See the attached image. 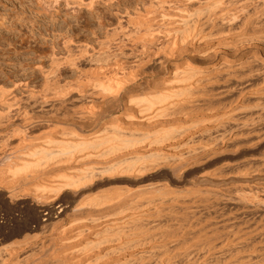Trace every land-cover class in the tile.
<instances>
[{"label":"bare ground","instance_id":"1","mask_svg":"<svg viewBox=\"0 0 264 264\" xmlns=\"http://www.w3.org/2000/svg\"><path fill=\"white\" fill-rule=\"evenodd\" d=\"M36 1L38 2L39 7L42 8L43 11L49 12L53 17L55 16V13L58 12L56 7L61 5V8H62V4H63V7L64 6L66 7L65 9H66L67 14H68L67 16L72 15V17H74L75 22L79 21L81 17H84L86 19V22L90 24V22H92L90 20L94 19L97 14L98 15L102 14V15H100L102 17V19L99 18L100 20H98L97 22L100 21L98 24V28L100 29L101 32H103V36L99 37L100 36L99 35L98 38L96 39L95 43L89 38L84 39V38H81L79 36H78L79 37L78 40H75V37H71L72 34L70 35V33L68 32L70 37L68 36V38H67L64 36L65 37V38H63L64 40H61V41H63V42H61L62 44H60V41L56 40L57 42L55 41L51 44V46H47L50 48V51L48 48H47V50L49 51V53L51 52L50 53L51 54L50 64H47V62H46V64L48 66L41 64L42 62L44 63V60L43 61L41 60L42 61V62H40L41 65L37 64L36 59L34 58L36 64L39 65L37 68L40 71V72L39 71L38 72L42 75L43 85L41 86V88L39 90L37 88V92H36V90L33 89V88H35L34 86L32 88L31 87L28 88L30 83L28 85H27L28 82L25 83L28 86L27 87L28 89H33L31 92H29V95H28L29 97H27L30 100L29 99L28 100L23 99L26 97V95H25V97L23 96V98H22V96H21L20 97L21 99L20 98L18 99L19 95L17 94L18 93L17 91H16V94L18 96L16 94L7 92V90H5V89L4 90L0 89L1 90L0 91V131L11 129L9 127L12 126L17 121H20L22 123V126L25 129V130H22L23 128L21 129L20 125H19V127L15 128V129H11L9 131L10 133L8 131L5 133L0 132L1 135L6 134L5 137H7L8 141H9V139L12 138V136L13 137L16 136L17 131H18V134L20 135L19 138H18V135L16 136V139L18 138L17 140L19 142L17 140L13 141V142H7V143L4 142L5 145L8 146L9 148L11 147V151L14 148L17 151V149H16L17 147H15L14 145L17 146V144L20 142L22 144H25V145L27 142L29 144V145L27 144L26 146L22 145V147L25 146L24 152L22 151L23 149L21 147V144H19L21 147V148H18L21 151V154L19 155L20 157L18 158L17 161L15 160L16 157H15V159L13 158L15 161H13L10 164V166L8 167L7 172H10V173H7V174H12L13 177L18 176L17 174H19V179H21L20 177L23 176V178H22L23 180H20V181L26 182L27 180H29V183H30L29 186L31 185L30 187L32 189H34L35 192L38 191L37 192L38 195H37V197L36 196L35 197L39 199L40 197H38V196L40 194L42 195V198H43L42 203L41 202L39 203V204H41L42 209L39 208V211H40L39 213H41V211H44L45 215L48 217L47 219L51 220V219H53V217L56 218L58 213L61 214V212H64L68 209V204H66V202H64V200H63V198H64L63 196H65V195L63 194V196H62L63 198L61 197L63 191H65L69 187H74L77 185L83 186V184L86 185V183L88 181H90V180L92 181L94 176H95V179L100 178V177H96L98 173H101V175L103 176L104 173L109 174L108 172H111V174H113L112 172H114V173L118 172L115 174L128 173L129 175L134 174L135 177H138L139 175L142 176V175H145L146 173H150L149 171H151L153 169L154 170L157 169V166L159 164L161 165L164 163V165H166V164L168 165V163L173 162V160H175V161L177 160V162H179L182 159L184 160V158L187 159L189 157L188 156L189 153L192 154L191 152L195 151L196 148H193L194 150L192 148H189L190 150L188 149L187 151L178 152L176 150L178 147H175V146H169L168 145V146H166V150H164V148L161 149L159 147H161V146L163 147V144H165V143L167 145V142L169 143L170 141H174L181 134H182L181 135V137H182L183 133L185 134L187 129L190 130L189 126L187 127V125L191 124V122H193V121H191L190 123L188 122V124H184L183 122H177V123L174 122L171 124H166V123L169 120H171V122H173V120H175V119L178 120L181 118V116H182V119H185L183 116H185V115L189 116V113H192L193 111L199 109V107H200L199 104L198 103L195 104V103L198 102L197 99H198V96L201 94V92H202V95H206L205 92L208 91V94L210 96H211V94H210L209 90L213 92V90L210 89L213 85L211 87L209 86L212 83L211 80L213 81V80H217V79L222 78L224 81H229V80L234 79L237 82L248 84L247 82H249L252 78L256 79L255 77H257V76L261 77V75H262V77H263L262 82L264 84V76H263V74H264V60L263 61L259 60V57L262 55V54H259V52L264 51V20L262 19L263 15H264V0H135L136 2L131 1L132 3L128 0L130 4H127V2H128L127 1L126 4H124V5L122 4L123 6L119 5V2L116 3L115 0H36ZM117 1H119V0H117ZM122 1H126V0H122ZM253 1L256 3L257 2H261V3L256 4L254 7V10L248 11L247 6H249V4L251 2L253 3ZM122 3H125V2H122ZM99 4L100 5L102 4L104 7L106 6L108 8L107 10L112 12V16H113V18L111 17L112 20H109L110 17L108 18V20H106L107 18H105V19L103 18V14H104V12H102L103 7L101 8L102 10L98 9L99 12L97 11V8H99ZM253 4H255V3H253ZM239 5H241V8L243 10H244V8H246L244 10L245 12H246V10L248 11L246 13H244V11H243L242 14L238 13L241 15L246 14L245 16L243 15L244 18H242V19L241 18L238 19L237 14H236L237 11L240 12L242 10V9L241 10L237 9ZM249 7H251V6H249ZM239 9H240V7H239ZM250 9H252V7ZM61 10H63V9H61ZM103 11H105V10H103ZM88 15H90V16H88ZM70 19H72V18H70ZM114 19L116 21H113ZM237 19L240 21H238ZM95 20H97V19H95ZM71 21H73V20H71ZM72 23H74V21ZM82 23H83V21H82ZM82 23H80V24H82ZM89 24L88 25L85 24V26H83L81 28H85V27L89 26ZM76 26H77V24H76ZM89 27H91V26H89ZM72 29H73V27H72ZM91 29L92 28H90V29L87 28V30H91ZM78 32H75V33H78ZM92 33L96 34V31H93ZM79 34L80 33H78V35ZM95 34H93V35H95ZM80 35H82V34H80ZM84 36H86V35H84ZM89 36H92V35H89ZM92 38H93V36H92ZM76 39H77V34H76ZM82 39H84V40H82ZM212 41L217 42L218 45L216 47L212 46V48H211V46H207L208 43H211ZM46 44H48V43H46ZM60 45L62 46V48ZM215 48H217L218 50H216ZM60 49H64L66 51V53L63 52V54H66V55L61 57V58H60V54H62L61 53L62 51ZM250 51H252V52H250ZM43 53H45V51H43ZM220 53L222 55V57L220 58V61H218L215 64H213L212 66H209L206 68H205V66H201L196 61H194L195 59H197L196 57H202V58L203 57H210V59L212 58L214 61H216V59H218V57H219L218 54H220ZM41 54H40V56L43 55V54L42 55ZM45 55H47V54L45 53ZM46 57H48V56H46ZM39 59H41V57L38 58L37 60H39ZM212 59H211V61H213ZM197 61L199 62V59ZM48 62H49V60H48ZM83 63H85L86 66H84ZM153 63L154 64L160 63L161 68L162 67L164 68L163 69L164 72L166 70H169V72L166 75H163L164 77L162 76L161 78H158V79L153 78L157 75L158 76L160 75V71H158L159 69L152 68V66L154 65ZM28 65L30 66V64H28ZM34 65H35V63H34ZM160 65L158 64V66H160ZM35 67H36V65H35ZM155 68H158V67L156 66ZM27 69H29V68H27ZM68 70H71V72L68 73V75L71 73V75H72L71 79H68L69 77H65V76H67L66 74L64 75V73ZM36 73H37V71H36ZM217 81H221V80H217ZM62 82H64L65 84H63ZM206 82H208V83L211 82L208 85L210 88L207 87L209 90L207 88H205ZM214 82L216 83V81H214ZM219 83L220 82H218V84ZM224 83L227 84V82H224ZM26 85H25V88H26ZM30 86H32V85L30 84ZM36 87H38V86H36ZM249 87H250L249 85H248V87L246 85L247 89ZM13 88H12V90H13ZM226 88H228V87H226ZM237 88H239V87H236V89ZM242 88H241V90H243ZM256 88H257V86H256ZM8 90H9V88H8ZM75 90H76V92H75L76 96L74 99H76V100H77V98L78 99H89V100H91L90 102H95L96 100H94L92 98L96 97L100 101V102H98L99 105H101L100 103L103 104V103H107V102H108V104H106V105H109L110 104L109 102H114V101H116V99L118 101L119 96H124L125 103L122 99L121 100L123 101L124 105L129 106L128 107L129 113H127L126 116H127V118H130V121H131L129 123L130 125L124 127L122 124H121L122 126L120 124H118V121L122 117L118 118V120L111 118L110 121L105 122V124H104L105 127L101 132L95 133L92 135L80 134V132L77 131L72 126L71 127L66 126L65 123H63L62 121H70L74 125L75 124H80V125L82 124L81 126H83L84 122L86 120L94 121L95 118H97L96 116H98V115L95 116L96 112L93 113L90 111L93 108L95 109L96 105L95 106L93 105L94 107L89 106L90 108L92 107V109L89 110L90 112L89 111L78 112L81 110H78V109L74 110V107L77 106V103L75 104L74 99H73V101H74L75 106H73V108H70V107H72L73 104L70 107H67V106L63 107V106H65V104H68V102H70L71 98L74 96V94H72V93ZM224 90H226V89H224ZM249 90H251V88ZM217 91L219 92V90H217ZM238 91H239V89H238ZM187 92H190V93L188 94ZM218 92H217V94H220ZM243 92H245V91L243 90L242 92L238 93L239 95H237V96L239 97L240 94ZM76 93L78 94L79 97H77ZM214 93L216 94V92H214ZM225 93H227V92H225ZM254 93H256L258 96L264 95V86H262L259 89H256ZM71 94L73 95L72 97L70 96ZM222 94H224V93H221V95ZM213 95H212V97H213ZM203 97L206 100L207 97L206 96H203ZM204 98H202V100ZM22 99L26 100V102L25 101L21 102ZM232 99H234V98H232ZM235 99H238V98H235ZM257 99L259 100V97ZM199 100L202 102L201 99H199ZM221 100H222V98H221ZM226 100L230 102L231 99L228 100L226 98ZM240 100H241V102L242 101L243 102L245 101V103L247 102L243 98H241ZM73 101L71 100V102H73ZM201 102H200V104H201ZM213 102L214 101L212 100V103ZM223 102H225V101H223ZM259 102L261 103V101H259ZM86 103L89 104V101ZM116 103H118V102H116ZM242 103H241V105H242ZM209 104H211V103H209ZM81 105H82V102H81ZM90 105H92V104H90ZM110 105H109V107H110ZM203 105H202V108H207V105H206V107H204ZM215 105H222V104L219 101V103L215 104ZM228 105H229V103H228ZM247 105H246V108H247ZM257 105H258V103H257ZM103 106H105V105H103ZM114 106H116V105H114ZM197 106H199V107H197ZM85 107H87V106H84V108ZM109 107L108 108L104 107V108H106V111H108L107 109H109ZM210 107L213 108L214 105L211 104ZM227 107H230V106H227ZM227 107L226 108L222 107L219 109L223 110V109H227ZM60 108L61 109L64 108L62 110L63 111L65 110L66 112L69 111L70 109H72L70 111L74 110L76 112L70 113V111H69V113L66 114V112L64 111V113H65V114H63L64 116L62 115L63 117H60L61 116L60 115L61 114ZM68 108H70V109H68ZM80 108H81V106H80ZM211 108H210V110H211ZM214 108L218 109V106L217 107L215 106ZM237 108H238V106H237ZM240 108H242V107H240ZM246 108H244V109L247 110ZM248 108H250V107H248ZM31 109L33 111L35 109L36 110H35V112H31L32 111ZM97 109L98 108H96L95 110H97ZM110 109H111V107H110ZM200 109H201V107H200ZM82 110H84V109H82ZM98 110H100V108ZM233 110H235V109H233ZM237 110H239V109H237ZM39 111H41V112L39 113ZM104 111H105V109L102 110V112H104ZM199 113H201V112L199 111ZM211 113H213V112H211ZM98 114H100V113H98ZM258 114H260V113H258ZM195 115H196V113H195ZM126 116H125V118H126ZM188 116H186V117H188ZM237 118H238V116L236 117L235 111L224 112L222 114V116H220L219 118H216L214 121L213 120L211 121V122H213V124L210 127H208V128L205 127L204 129H202L199 137H201V135H204L207 133H210V134H212L211 132L215 133V131H219L222 128L224 129L226 127L225 125L228 124L229 122H232L234 125V122H237L238 120H240L239 119L240 117H239L238 120L236 121ZM251 118H253V117H251ZM158 119H159V121L161 119H165V120L167 119V120H166V122L164 121L165 123L163 122L162 124L161 123L157 124ZM206 119H205V122H207ZM244 119H245V116H244ZM253 119H251V120L249 119L250 122ZM254 120H256V119H254ZM42 121H46V122L49 121V123L51 122V124H54L55 122H57L59 124H54V126H52L51 124H50L51 125L50 126L48 124V126H50V128L46 127L47 131H48L46 134H48V135L43 133L44 136H42V137L40 136L39 138L37 137V139H36V136L34 135L35 134L34 131L36 129H34L33 135H34L35 139L28 138L27 130L32 129L35 126L36 127L41 126L40 125L41 123L39 124V122H42ZM126 121H127V119H126ZM88 122H90V121H88ZM100 122H101V120H100ZM207 123L211 124L210 122H207ZM237 123H235V125H234V127L237 126L236 129L232 127L233 130H231L227 135H225V134L223 135V137L225 139H229L231 137L232 138L239 137V139H240V136L242 138V135L244 136V135L248 134V132H249L248 130H246V131L238 130V128H240L241 124H245V120L242 122L240 121V123H238V124ZM246 123H248V121ZM254 123H256V121H254ZM254 123H252V125ZM195 124H197L196 121H195ZM85 125H86V123H85ZM230 125H232V124L230 123ZM252 125L250 124V126H252ZM84 126H83V128H84ZM244 126H248V125L246 124ZM43 127L44 126H42V128ZM75 127H76V125H75ZM12 128H14V127H12ZM44 130H46V129H44ZM188 130H187V132H189ZM15 131H16V133L14 136ZM30 131H32V130H29V133H31ZM224 132L226 133V131H224ZM41 134H42V132H41ZM207 136H208V134H207ZM209 136H211V135H209ZM212 136H213V134H212ZM217 136L222 137L219 135H217ZM252 136H255V135H252ZM257 137H258V135H257ZM188 138H190V139H188ZM188 138L187 139L190 141V144L191 143L195 144V139H196L195 135H192V137H188ZM212 138H214V137H212ZM209 139H211V138H209ZM237 139L238 138H236V141H237ZM146 140H147V142H146ZM199 140H200V138H199ZM217 140H218V138H217ZM222 140L223 139H221V141ZM232 141H234V140H232ZM24 142H26V143H24ZM214 142H216V141H214ZM247 142H249V141H247ZM247 142H245V143L247 144ZM250 143H251V141H250ZM250 143H248V145ZM187 144L189 145V143H187ZM138 145H139V147H138ZM140 145H142V146H140ZM179 145H181V144H179ZM184 146H182V147H184ZM8 147H7V150L5 149L6 151H8ZM182 147H179V148L182 149ZM131 148H133L135 150L133 152H129L128 154H125V155L122 154L123 156L120 155L121 157L119 156V158H117L115 160L113 159V160L107 162L106 164H103V165H98V164L97 165H91L90 164V165L85 166V167H80V169H77L75 167L74 169H76L77 171L69 169V170L64 172V170L61 168L64 173L63 174L57 173L58 170L60 169V166L64 167V165L69 164L71 162L72 163L76 162V164H77V162H79L82 159H83L82 160V162H83L84 158H88V156L94 155L95 158L99 156V157H101V159L103 156V158L107 159L108 157H110L107 155H109L111 153H113V155H115L114 152L117 153V152H120L123 150L125 151V150L131 149ZM209 148H211V146ZM87 149H88V151L90 150L92 152L88 153ZM133 149H131V151ZM197 149H201V148L199 147ZM15 150H13V151H15ZM202 150H204V149L202 148ZM20 151L18 150V153ZM86 151H87V153L83 154V152H86ZM198 151H200V150H198ZM9 153H11V152H9ZM18 153H16V154L18 155ZM80 153H82L83 155ZM120 153H122V152H120ZM7 154H8V152H7ZM11 154L13 155V153H11ZM14 154H15V152H14ZM193 154H194V152H193ZM195 154H198V152L196 153V151H195ZM14 156H12V157H14ZM60 157L62 159H60ZM190 157H192V156L190 155ZM92 158H94V157H92ZM155 158L159 159L158 160L159 162H157V160L156 161L154 160L157 163H148V161H150V160L153 161V159H155ZM203 158H205V157H203ZM198 159L201 160L200 158H198ZM102 160L104 161V159H102ZM169 160H172V161H169ZM95 161H96V159H95ZM99 162H97V163H99ZM187 162H189V161H187ZM194 162H196V161H194ZM199 162H196V163H199ZM2 163H0V165H2ZM13 163H14V165L11 166ZM79 163H81V162H79ZM4 164H5V162H4ZM192 164H194V163H192ZM192 164H190V167ZM69 165L71 166L72 164H69ZM171 165H173V163L169 164L168 166L172 167ZM201 166H202V164H201ZM66 167H68V166L66 165ZM71 168H73V167H71ZM187 169H189V168L186 167V169H183V170L186 171ZM62 170H59V171H62ZM2 171L4 172V174H6L5 173L6 170L5 171L2 170ZM2 171L0 170V172H2ZM192 171L193 170H191V173H192ZM102 172H103V174H102ZM180 172H181V170H180ZM220 172H221V170H220ZM185 173L187 174V172H185ZM4 174H2V175H4ZM20 174H22V176H20ZM60 174H61V176H60ZM106 174H104V175H106ZM115 174H113V175H115ZM137 174H139V175L136 176ZM177 174H179V173H177ZM205 175H207V174H205ZM2 177H4V176H1L0 178H2ZM59 177H62V180H60ZM151 177H153V176L151 175ZM214 177H216V176H214ZM24 178H26V180ZM19 179L17 178L18 181H19ZM13 181H16V179H13ZM6 182H8V180ZM8 183H10V180ZM20 183H22V182H20ZM15 186H16V184H15ZM160 186H162V185L160 184ZM23 187L25 188V186H23ZM263 187H264L263 183L257 184V188L263 189ZM127 188H128V192L130 193L131 188L130 187H127ZM137 188L133 190L135 192L134 195H132V196L129 195L130 197L125 196L126 198L124 197V199L121 198V199H123V201L120 199L121 201L118 203L114 202L115 203L114 205H113V203H112L113 201H112L111 204L113 206H111L110 202H106V203L110 204L109 205L110 207L106 208V209L105 208L103 209V207H102L105 204L104 205L102 204V206L100 205L102 208H99L100 206L98 208H97V206L96 207L92 206L91 203H90L91 206L85 205L86 202L88 201L87 200L88 198L86 199L87 201L85 202V204L83 202H81L84 205L79 204L80 203L79 202L78 206H76L77 208L75 207L77 210V213L75 212V215H77V220L79 221V223L80 222H81V224L85 223L86 227H79L76 232L74 231L75 233L73 234L72 241H70V242L73 245L74 243H76V241L74 239H77V238L81 239V242H79L78 244H75L73 246L71 245L70 247L68 245L69 248L66 247L67 249L64 250L65 252L64 251L62 252V255H64L63 257L65 259L70 257L73 264H128L129 262L131 263L133 260H135L137 257L145 256V259L146 258L149 259V257L150 258L153 257L152 255H155V254H153L155 252V250L159 249L158 247H161L162 244L163 245L166 244L168 246L167 242L170 241V243H171L172 241L174 242L176 239L179 240L177 236H179L182 233L184 235V232H182V231L189 230V228L195 226V223L193 222V220L189 221V223L187 222L188 224L184 225L183 224L184 219H182L183 222H182V220L180 221L183 224V226L181 223L175 224L176 222L177 223L179 222V221H177V217H178L179 212L175 209L176 208L175 206L184 207L186 205V203L184 205V204H182V202L184 203L186 197L181 201V203L179 202L180 201L178 199L179 197L177 198L179 201L178 200L173 201V202H178V203H174L173 205H171V208H173V209H171L170 212L166 211V212H168L166 214L165 212H162L164 210H163L162 206L160 205L161 202L159 201L160 204L158 203V205H157L156 204L157 202L154 201V200H156V196H157L155 194L158 193L156 191L157 189H154L155 188L154 186H151V185L148 186L147 185L146 187H142L139 189H137ZM158 189H159V187H158ZM166 189H165V191L167 192L168 189L167 190ZM22 190H25V189H22ZM192 190H193V188H192ZM19 193H20V191H19ZM125 193H126V191H125ZM127 193H126V195H127ZM30 194H35V193H30ZM131 194H133V193H131ZM167 194H168V192H167ZM12 195H14V194H12ZM88 195H90V194H88ZM114 195H112V198ZM165 195H166V193H165ZM107 196H108V194H107ZM117 196L118 195L114 196V197H116V199L113 198L115 201L118 200L117 198L119 196L118 197ZM170 196H171V194H170ZM96 197L97 196H95V198ZM121 197H123V196H121ZM180 197H182V196H180ZM194 197H195V195H194ZM197 197H201V196L199 195ZM12 198H13V196H12ZM14 198H15V196H14ZM173 198L176 199L175 196ZM201 198L203 199V197H201ZM196 199L198 200L199 198H196ZM102 200H103V198H102ZM106 200H107V198H106ZM207 200H208V198H207ZM218 200H220V199H218ZM153 201L155 202L156 205H151V203ZM246 201H247V199H246ZM185 202H189V201H185ZM253 202H255V201H253ZM169 203L171 204L172 202L170 201ZM204 204H206V203H204ZM200 205H202V204H200ZM188 206L190 207V205H186L185 207H188ZM217 206H219V205L217 204ZM247 206H246V208H247ZM253 207H255V206L253 205ZM165 208H166V205H165ZM192 208H193V206H192ZM247 209H249V208H247ZM167 210H169V209L167 208ZM190 210L191 209H189V210L187 209V211H190ZM195 210H197V209H195ZM36 211H38V210H36ZM190 212H192V211H190ZM190 212H189V214H190ZM203 213H204V211H203ZM208 213H206V215ZM192 214H194V212ZM195 214H196V212H195ZM216 215H218V214H216ZM193 218H195V217H193ZM205 218H206V216H205ZM37 219H39V218H37ZM47 219H46V222H48L47 224H49L50 220L48 221ZM163 219L166 220L165 223H164ZM173 219L176 222H172ZM73 221L75 222V219ZM202 221H201V223H202ZM241 221H243V220H241ZM263 221H262V223H263ZM43 222H45V221H43ZM260 222H258V224H257V222H256V224L253 222L254 225L252 224L253 226L251 228L248 227L250 225V223L246 222L249 225L247 226V224H246V226L248 228L246 227V229H244L245 227L243 226V224H241L242 222L239 221V224H240V226L243 227V230L240 232L239 231L235 232L232 235H229L227 237V239L230 240L232 238L233 243H234V241H236L240 244H243V243H248L249 240L251 241L252 239H255L254 237L256 235L257 236L258 235L264 236V226H263L264 224L262 225V223H260ZM203 223H205V222H203ZM244 223H245V221H244ZM54 226H55V224H54ZM222 226L224 227L225 225H222ZM51 227H53V226H51ZM225 227H227V226H225ZM239 227H237V228H239ZM242 227H241V229H242ZM231 228L232 227H230V228L228 227V229H231ZM201 229L204 230V227H202ZM191 230H193V229L191 228ZM209 230H210V228H209ZM49 231H51V230L49 229ZM63 231H64V228H63ZM65 231H66V228H65ZM157 231H159V233L161 231L160 241L159 240L157 241V239H159L160 237L156 238V235H158ZM179 231H181V232H179ZM205 231H207V230H205ZM234 231H236V230H234ZM47 232H48V230H47ZM57 232H58V230H57ZM64 233L65 232H63V234ZM89 233H91V235L87 238V235ZM185 233H187V232H185ZM189 233H190V230H189ZM67 234L69 236V234H71V233L69 232ZM209 234H211V233H209ZM222 234H224V233H222ZM190 235H192V232ZM59 236H60V234H59ZM158 236H160V235H158ZM216 236H219V235H216ZM83 237H85V238H83ZM180 237H181V235H180ZM202 237H204V236H202ZM220 237H222V236H220ZM57 238H58V236H57ZM66 238H67V236H66ZM212 238H214V237L209 236L207 238V240L209 239L211 242L208 241L209 244L208 243H207L208 245L205 244V245H207V247L203 246L202 248L197 247L195 245V243H197V242L194 241L192 246L195 245L196 247L192 251H197V252H196V254L194 253L195 255L193 253H191V255L195 256V258L192 259L191 262H188L189 264H211L214 262L215 259L219 258L220 255L224 254L229 249H231V248H229L230 246L228 245L229 247L225 246L224 249L220 250V247L218 248V245L216 244V242H213L216 238L214 240H212ZM261 238H264V237H261ZM78 239H77V241H79ZM188 239H190L189 236H188ZM194 239L195 238H193V240ZM218 239H220V238L218 237ZM218 239H217V241H218ZM43 240L44 241H42V242L40 241L41 246H44V245L46 246V244L48 246V242H50L51 244L53 243L54 237H53L52 241L50 239L48 240V238H47V240H45V239H43ZM62 240H63V238H62ZM73 240H74V243H73ZM199 240H200V238H199ZM221 240H222V238H221ZM229 240H228V242H229ZM196 241H198V240L196 239ZM57 242H59V241H57ZM67 242H69V241L67 240ZM226 242H227V240L223 239V241H221V246H222V244H224ZM260 242H261V240H260ZM175 243H176V241H175ZM198 243H199V241H198ZM251 243H253V242H251ZM59 244H58L59 246L66 245L64 243V241H63V244H62V242ZM132 244H134V245L132 246ZM237 244H235V245L238 247L239 245H237ZM254 244L251 246H248V244H247V248H246V245L244 246V248L241 245L243 249L240 248L238 251H236V249H237V247H236V249H234V251H236L235 253H232L228 258H226L225 261H223V260L218 261V259H217L216 260L217 264H247L246 261L248 260V257H249V262H250L251 261L250 258L252 257V255L256 254V256H257V254L262 253L258 249L257 250L259 252L256 253L257 252L256 246ZM172 245L170 244V247L169 246L166 247L165 251L167 250V248H169L170 250L174 249L173 248L174 243ZM200 245H198V246H200ZM59 246H57V247H59ZM171 246H172V248H171ZM231 246L233 249V244H231ZM258 246H259V244H258ZM23 247H24V245H23ZM134 247H139V248H136V250H134V252L130 251L129 254H125L124 256H119V255H122V253H124V251L125 252H126V250L129 251V249H133ZM226 247L228 248L227 250H226ZM19 248H21V247L19 246ZM64 248H65V246H64ZM146 248H148V249H146ZM163 248H165V247H163ZM197 248H199V249H197ZM200 248H201V250H200ZM261 248H263L262 251H264V246L261 245ZM35 249H34V251H35ZM41 249H42V247L40 248V251H39V249L37 250L38 251V253L36 252L37 254H35L34 251L32 252L33 254H35V257H36V255L39 254V252L40 253L42 252ZM49 249L52 250V247L51 248L49 247ZM95 249H97V252L94 255L89 256V252L91 254V251H93ZM19 250H21V249H19ZM177 250H179V249H177ZM14 251H15V249H14ZM152 251H154V252L151 253ZM192 251H191V249H187V250L183 249V250H180L179 252L171 253V251L167 250L165 253L163 252V255H161L162 254V252H161L160 257L158 259L156 258L157 260L153 264H173L176 257L179 258V256L180 257L186 256L187 254H189ZM10 252H9V254H6L7 256L3 255V257H2V255H0V257H1L0 258V264H9V263L10 264H24V263L27 264L28 263V262L26 263V262L22 261V256H21V260H20V255H22V254H20V255L18 253L13 254V251H12V253H10ZM56 252H57V249H56ZM56 252H53L52 254H50L51 252L50 253L48 252L49 254L48 255L46 254L48 257L47 256H46V258L44 257V260L42 258H40V259L45 264H62L64 258H61L62 255L60 256V253H61L60 251H58V253H56ZM172 252H173V250H172ZM26 253H24L25 256H26ZM45 253H46V251H45ZM93 253H94V251H93ZM1 254H3V253H1ZM41 254L44 255L43 252ZM227 254H228V252H227ZM147 255L149 257H146ZM30 257L34 258L32 254ZM37 257L39 258L40 256L38 255ZM259 257L260 258L262 257V263H263L264 257L262 256V254ZM259 257L257 259H259ZM32 258H30V259H32ZM114 258H117V259H114ZM138 259H136V260H138ZM145 259H143V260H145ZM257 259L255 258L256 262H254L255 260L253 257L254 261L253 260L252 261L254 262V264H256L257 261L259 262L261 260V259H259V260H257ZM67 260H65V261H67ZM21 261H22V263H21ZM68 262H71V261H68ZM145 262L142 264H145ZM150 262H153V259ZM40 263H42V262L40 261ZM133 263H135V262H133ZM146 263H149V262H146ZM65 264H67V263H65ZM251 264H253V263H251Z\"/></svg>","mask_w":264,"mask_h":264},{"label":"rangeland","instance_id":"2","mask_svg":"<svg viewBox=\"0 0 264 264\" xmlns=\"http://www.w3.org/2000/svg\"><path fill=\"white\" fill-rule=\"evenodd\" d=\"M116 1V3L117 2H119V5H121V6H123L124 4H126V2L128 1V0H126V1H122V0H119V1H117V0H115ZM125 2V3H122V2ZM130 2L132 1V2H136L135 0H129ZM129 1L127 2V4H130L129 3ZM131 2V3H132ZM252 3V2H251ZM249 4V6H251L252 7V9H250L251 7H249V6H247V10L249 11V10H254V7H255V5L256 4H260L261 2H254L253 1V3H255V4ZM123 4V5H122ZM102 5V4H101ZM100 4H99V8H97V11L99 12V10L98 9H101L102 7H103V10H105V11H103L102 9V12H104V14H103V18L105 19V18H107L106 20H108V18H109V20H112V18H113V16H112V12L111 11H109V10H107L108 8L105 6H101ZM248 5V4H247ZM101 6V7H100ZM239 7H240V9H239ZM57 8V10H58V12L57 13H55V16L53 17L49 12H47V11H43L42 10V8H40L39 7V4H38V2L36 1V0H0V89L1 90H7V92H9V93H13V94H16V91L18 92L17 94L19 95H17L18 96V99L22 96V98H23V96L25 97V95H26V97L25 98H23V99H26V100H28L29 98H27V97H29L28 95H29V92H31L33 89L34 90H36V92H37V88H38V90L41 88V86L43 85V78H42V75L39 73L40 71L38 70V66L39 65H45V66H48L47 64H50V59H51V52L49 53V51H50V48L49 47H47V46H51V44L53 43V42H55L56 40L57 41H60V44H62L61 42H63V41H61V40H64L63 38H65V37H67L68 38V36L70 37V35H71V37H75V40H78V38L79 37H81V38H84V39H91L94 43H95V41H96V39L98 38V36L99 37H102L103 36V32H101L100 31V29L98 28V24H99V22H97L98 20H100V19H102V17L100 16V15H102V14H97L96 16H95V18L94 19H92V20H90V21H92V22H90V24L89 23H87L86 22V19L84 18V17H81L80 18V20L79 21H77V22H75V20H74V17H72V15H70V16H67L68 14H67V11H66V7L64 6L63 7V4H62V8H61V5L60 6H58V7H56ZM61 9H63V10H61ZM238 10H241L242 8H241V5H239L238 6V8H237ZM246 8H244V10H245ZM61 10V11H60ZM243 9L239 12V11H237L236 12V14H237V17H238V19L239 18H244V16L246 15V14H243V15H241L242 13H243V11H244ZM246 10V12H248ZM64 11V12H63ZM109 11V12H108ZM47 12V13H46ZM245 11H244V13H246ZM49 13V14H48ZM238 13H241V14H238ZM88 16H90V15H88ZM99 16V17H98ZM106 16V17H105ZM68 17V18H67ZM112 17V18H111ZM70 18H72V19H70ZM100 18V19H99ZM69 21H68V20ZM84 19V20H83ZM95 19H97V20H95ZM237 19V20H238ZM263 20H264V15H263V18H262ZM66 22H65V21ZM71 20H73L74 21V23H72L73 21H71ZM64 21V22H63ZM81 21V22H80ZM82 21H83V23H82ZM113 21H116L115 19L113 20ZM238 21H240V20H238ZM62 23V24H61ZM70 23V24H69ZM79 23V24H78ZM80 23H82V24H80ZM97 23V24H96ZM70 26H69V25ZM76 24H77V26H76ZM84 24V25H83ZM85 24L86 25H88L89 24V26H91V27H89V26H87V27H85V28H81V27H83V26H85ZM93 24V25H92ZM66 25V26H65ZM68 27V28H67ZM72 27H73V29H72ZM76 27V28H75ZM87 28L88 29H90V28H92L91 30H87ZM72 29V30H71ZM74 30V31H73ZM80 30V31H79ZM82 30V31H81ZM88 32H87V31ZM101 32H99V31ZM79 31V32H78ZM93 31H96V34L95 33H92ZM99 33H98V32ZM70 33V35H69V33ZM75 32H78V33H80V34H82V35H78V33H75ZM86 34H85V33ZM76 34H77V39H76ZM93 34H95V35H93ZM67 35V36H66ZM84 35H92L93 36V38H92V36H84ZM65 36V37H64ZM79 36V37H78ZM84 39H82V40H84ZM95 39V40H94ZM47 41V42H46ZM56 41V42H57ZM46 43H48V44H46ZM46 44V45H45ZM218 45V43L217 42H215V41H212L211 43H208V45L207 46H211V48H212V46L213 47H216ZM61 46V45H60ZM44 48V49H43ZM47 48L49 49V51L47 50ZM61 48H62V46H61ZM43 49V50H42ZM216 50H218L217 48H215ZM62 52V54H60V58L61 57H63V56H65L66 54H63V52L64 53H66V51L64 50V49H60ZM64 50V51H63ZM40 51V52H39ZM43 51H45V53L47 54V55H45V53H43ZM47 51V52H46ZM250 52H252V51H250ZM261 52V51H260ZM259 52V54H262L260 57H259V60L260 61H263L264 60V51H262L261 53ZM43 56H40V54ZM49 53V54H48ZM37 54V55H36ZM34 55V56H33ZM219 55V57H218V59H216V61H214L212 58V60L213 61H211V59H210V57H196L197 59H195L194 61H196L198 64H200L201 66H205V68L206 67H209V66H212L213 64H215L216 62H218V61H220V58L222 57V55H221V53L220 54H218ZM45 56V57H44ZM46 56H48V57H46ZM29 57V58H28ZM41 57V59H39V60H37L38 58H40ZM212 57V56H211ZM31 58V59H30ZM36 59V62H37V64H39V65H37L36 64V62H35V59ZM232 58V57H231ZM263 58V59H262ZM33 59V60H32ZM199 59V62L197 61ZM44 60V63L42 62V61ZM48 60H49V62H48ZM35 63V65H36V67H35V65H34V63ZM40 62H42L41 64H40ZM46 62H47V64H46ZM202 62V63H201ZM204 62V63H203ZM208 62V63H207ZM26 63V64H25ZM32 63V64H31ZM28 64H30V66L28 65ZM154 64V63H153ZM156 64V63H155ZM153 65L152 66V68H154V69H159L158 71H160V75L158 76H155V77H153V78H155V79H158V78H161L163 75H166L168 72H169V70H166L165 72H164V68L162 67L161 68V65H160V63H158L160 66H158V64H156V65ZM34 65V66H33ZM83 65L84 66H86V64L85 63H83ZM152 65V64H151ZM158 67V68H155V67ZM32 67V68H31ZM34 67V68H33ZM150 67V66H149ZM27 68H29V69H27ZM161 69V70H160ZM36 71H37V73H36ZM39 71V72H38ZM67 72V73H66ZM65 73H64V75L66 74L67 76H65V77H69L68 79H71L72 78V75H71V73L68 75V73L69 72H71V70H68V71H66ZM157 72V71H156ZM73 74V73H72ZM157 74V73H156ZM35 76V77H34ZM263 76H264V74H263ZM164 77V76H163ZM259 77V78H258ZM256 79H254V78H252L249 82H247L248 84H244V83H240V82H237V81H235L234 79L233 80H229V81H224L222 78L221 79H217V80H221V81H217V80H211V84L210 83H208V82H206V87L205 88H210L212 85V87L210 88L211 90H213V92L212 91H210L208 88V90H209V92H210V94H211V96L208 94V91H206L205 92V94L206 95H202V92H201V94L198 96V102H196L195 104H199V106L201 107V109H200V107L199 106H197V107H199V109H197V110H195V111H193L192 113H189V116L188 115H185V116H183L185 119H182V116H181V118L180 119H178V120H173V122H171V120H169V121H167V123L166 124H171V123H177V122H183L184 124H188V122L190 123L191 121H193V122H191V124H189V125H187V127L189 126V128H190V130H188L189 132H187V130H186V132H185V134L183 133V136L181 137V135H179L178 136V138H176L174 141H170L169 143L167 142V145H166V143L165 144H163V147L161 146V147H159V148H164V150H166V146H175V147H182V146H184L185 144L187 145H185L184 147H182V149H176L178 152H182V151H187L189 148H196V153L198 152V154H195V151H193L194 152V154H193V152H191L192 154H190L189 153V157L187 158V159H185L184 158V160L182 159V160H180L179 162H177V160L175 161V160H173V162H170V163H168V165L169 164H172L173 163V165H171L172 167H170V166H168L166 163V165H164V163L163 164H159L158 166H157V169H153V170H151V171H149L150 173H146L145 175H142V176H140L139 174H137L136 176H138V177H135L134 176V174H128V173H119V174H115V173H118V172H112L113 174H115V175H113V174H111V172H108L109 174H106V173H104V174H106V175H104L103 174V172H102V174H103V176L101 175V173H98L97 174V176L96 177H100V178H97V179H95V176H94V178L92 179V181L90 180V181H88L87 183H86V185H84L83 184V186L81 185H77V186H74V187H69V188H67L65 191H63L62 192V195H61V197L63 196V194L65 195V196H63L62 198H63V200H64V202H66V204H68V209L66 210V211H64V212H61V214L60 213H58L57 214V216H56V218H54L53 217V219H47L48 217L45 215V212L44 211H41V213H39L40 211H39V208L40 209H42V207H41V204H39L40 202L42 203V200H43V198H42V195L40 194L38 197H40L39 199L38 198H36L37 197V195H38V191H36L35 192V190L34 189H32L30 186H29V180H27L26 182L25 181H20V180H23L22 178H23V176H22V174H20V176H22V177H20L21 179H19V174H17L18 176H16V177H13V175L12 174H7V173H10V172H7L8 170V167L10 166V164L13 162V161H17L18 160V158L20 157L19 155L21 154V151H20V149H18V148H21L22 147V145H25V144H22L21 142L20 143H16L17 144V146L16 145H14L15 147H17L16 149H17V151L15 150V148L13 149V150H15V151H11V147L9 148L8 146H6L5 145V143H7V142H13V141H16L18 138H19V134H18V131H17V133H16V131L14 132V136H15V133H16V136L18 135V138L16 139V136L15 137H13L12 136V138L11 139H9V141L7 140V137H5L6 136V134H4V135H1V133H0V163H2V165H0V170L2 171V170H6L5 171V173L6 174H4V172L2 171V172H0V177L1 176H4V177H2V178H0V182L2 183H0V252L1 253H3V254H1L0 253V255H2V257H3V255H6V254H9V252L10 253H12V251H13V254H16V253H18L19 255L20 254H22V255H20V260H21V256H22V261H24V262H28L27 264H43L44 262L40 259V258H42L43 260H44V257L46 258V256L50 253V254H52L53 252H56V249H57V252L56 253H58V251H60L61 253H60V256L62 255V252L65 250V249H67V248H69L71 245H72V243L70 242V241H72V237H73V234L77 231V229L79 228V227H86L85 226V223L83 224H81V222L79 223V221L77 220V215H75V212L77 213V210H76V206H78V203L79 204H82V205H84L85 204V202H86V204L85 205H90V203H91V205L92 206H97V208L101 205L102 206V204L104 205V206H102L103 207V209L105 208H109L110 206V204H111V202L113 203V205L115 204V203H118V202H120L121 200L123 201V199H124V197L126 196V197H128L129 195L130 196H132V195H134L135 194V192L133 191L134 189H136L137 187V189H139V188H142V187H146L147 185L148 186H154L155 188L154 189H157L156 191L158 192V193H156L155 195H157L156 196V200H154L155 202H157L156 204L158 205V203L160 204V202H161V206H162V208H163V210L164 211H162V212H165L166 214L168 213V212H166V211H169L170 212V210L171 209H173V208H171V205H173L174 203H178V202H173V201H177L178 199L180 200H178L180 203H181V201L185 198V201H189V202H185L184 201V203L182 202V204H184L185 205V203H186V205H190V207L188 206V207H179V206H175L176 208V210L179 212V214H178V217H177V221H179L178 223L176 222V221H174V219H173V221L172 222H176L175 224H179V223H181L180 221L182 220V219H184V222H183V220H182V222H183V224L184 225H186V224H188L189 223V221H191V220H193V222L195 223V226H193V227H191L193 230H191V228H189V230H190V233H189V230H184V231H182V232H184V235H183V233L182 234H180L181 235V237H180V235L179 236H177L178 237V239L179 240H175L176 241V243H175V241L173 242H171L170 243V241L169 242H167V244H168V246L170 247V244L172 245L173 243H174V249H169V248H167V250H169V251H171V253H175V252H179L180 250H183V249H185V250H187V249H191V251L197 246V247H207V245L209 244L208 243V241L209 242H211L209 239L211 238H209L208 240H207V238L209 237V236H213L214 238H212V240H214L215 238V240L213 241V242H216V244L218 245V248L220 247V250L221 249H224V247L225 246H228L229 248H231L232 249V246H231V244H233V249L231 250V249H229L227 252H228V254H227V252H225L224 254H222V255H220L219 256V258H217L218 259V261L219 260H223V261H225L226 260V258H228L232 253H235L236 251H238L240 248L241 249H243L244 248V246L246 245V248H247V244H248V246H251V245H253L255 242L257 243H255L254 245L256 246V253H258L259 251L260 252H262L261 254H262V256L264 257V251H262L263 250V248H261V245L262 246H264V238H261V237H264V236H261V235H256L254 238L255 239H252L251 241L249 240L248 241V243H243V244H240V243H238V242H236V241H234V243H233V239L231 238L230 240L229 239H227V237L229 236V235H232L233 233H235V232H240V231H242L243 230V227L242 226H240V224H239V221L240 222H242L241 224H243V226L245 227L244 229H246V227L249 225L248 223H246V222H249L250 223V225L248 226V227H252L253 225H254V223L256 224V222H257V224H258V222H260V223H262V221L264 220V187H263V189L262 188H257V184H259V183H263L264 184V95H262V96H258L256 93H254L255 92V90L256 89H259V88H261L262 86H264V84H263V82H262V79H263V77H262V75H261V77L260 76H257V77H255ZM13 80V81H12ZM223 80V81H222ZM214 81H216V83L214 82ZM253 81V82H252ZM26 82H28L27 83V85L30 83L32 86H30V84H29V87L25 84ZM65 82V81H64ZM64 82H62L63 84H65ZM218 82H220L219 84H218ZM224 82H227V84L226 83H224ZM252 82V83H251ZM15 83V84H14ZM237 83V84H236ZM26 85V88H25V85ZM36 84V85H35ZM210 84V85H209ZM230 84V85H229ZM236 84V85H235ZM210 87H209V86ZM215 85V86H214ZM235 85V86H234ZM245 85V86H244ZM246 85H247V87H248V85L250 86L248 89L246 88ZM253 87H252V86ZM19 86V87H18ZM23 88H22V87ZM35 87V88H33V89H28V88H32V87ZM36 86H38V87H36ZM204 86V85H203ZM233 86V87H232ZM256 86H257V88H256ZM5 87V88H4ZM14 87V88H13ZM28 87V88H27ZM217 87V88H216ZM223 87V88H222ZM226 87H228V88H226ZM231 87V88H230ZM236 87H239V88H237L236 89ZM243 87V88H242ZM7 88V89H6ZM8 88H9V90L11 91L12 90V88H13V92L11 91H9L8 90ZM11 88V89H10ZM20 88V89H19ZM213 88V89H212ZM219 88V89H218ZM241 88L245 91V92H243V93H241L240 94V96L238 97L237 95H239L238 93H240V92H242L243 90H241ZM246 88V89H245ZM251 88V90H249ZM253 88V89H252ZM224 89H226V90H224ZM229 91H228V90ZM236 89V90H235ZM238 89H239V91H238ZM255 89V90H254ZM0 90V91H1ZM216 90V91H215ZM217 90H219V92L217 91ZM15 92V93H14ZM75 92H76V90L72 93V94H74V96L71 94L70 96L72 97L71 98V100L73 101V99L75 98ZM214 92H216V94L214 93ZM217 92L218 93H220V94H217ZM225 92H227V93H225ZM247 92V93H246ZM188 94L190 93V92H187ZM221 93H224V94H222L221 95ZM77 94V93H76ZM214 94V95H213ZM256 94V95H255ZM212 95H213V97H212ZM227 97H226V96ZM203 96H206L207 98H206V100H205V98L203 97ZM224 96V97H223ZM230 98H229V97ZM250 96V97H249ZM77 97H79L78 96V94H77ZM228 99V100H230V102L229 101H227L226 100V98ZM247 99H246V98ZM259 97V100L257 99ZM202 98H204L203 100H202ZM221 98H222V100H221ZM232 98H234V99H232ZM235 98H238V99H235ZM241 98H243V99H245L247 102L245 103V101L242 103L241 102ZM249 98V99H248ZM21 99V98H20ZM21 100V102L22 101H25L26 102V100ZM92 99H94V100H96L95 102H90L91 100H89V99H78L77 98V100L76 99H74V101H75V104L77 103V106L76 107H74V110H81V111H78V112H82V111H89L90 109H92V107H94L95 105V109L96 108H100V110H95L94 108L92 109V110H90L91 112H93V113H95L96 112V114H95V116L96 115H98V116H96L97 118H95V120L94 121H92V120H86L85 122H84V125H85V123H86V127L84 126V128H83V126H81L80 124H75L76 125V127H75V125L73 124V123H71L70 121H62L63 123H65V125L66 126H69V127H73V128H75L77 131H79L80 132V134H83V135H92V134H95V133H99V132H101L103 129H104V124H105V122H107V121H110L111 120V118L112 119H116V120H118V118H120V117H122V118H120V120L118 121V124H122L124 127H126V126H129L130 124V118H127V113H129V110H128V107L129 106H126V105H124V103H125V99H124V96H119L118 97V101H117V99H116V101H114V102H109L110 104V107H111V109H110V107H109V105H106V104H108V102L107 103H100L101 105H99L98 104V102H100L99 101V99H97L96 97H94V98H92ZM124 101V103H123V101ZM199 99H201L202 100V102L199 100ZM225 99V100H224ZM262 99V100H261ZM30 100V99H29ZM71 100H70V102H68V104H65V106H63V107H70L72 104V107H70V108H73V106H75V104H74V101L73 102H71ZM82 102V105H81V102ZM84 100V101H83ZM87 100V101H86ZM98 100V101H97ZM212 100L214 101L213 103H212ZM238 102H237V101ZM79 103H78V102ZM89 101V104L88 103H86V102H88ZM219 101H220V103L222 104V105H215V104H218L219 103ZM223 101H225V102H223ZM234 101V102H233ZM259 101H261V103L259 102ZM24 102V103H25ZM29 102V101H28ZM116 102H118V103H116ZM200 102H201V104H200ZM67 103V102H66ZM85 103V104H84ZM209 103H211L212 105H214V107L216 106H218V109L217 108H211L210 106H211V104H209ZM228 103H229V105H228ZM240 103V104H239ZM241 103H242V105H241ZM257 103H258V105H257ZM79 104V105H78ZM90 104H92V105H90ZM204 104V105H203ZM239 104V105H238ZM244 104V105H243ZM248 104V105H247ZM263 104V105H262ZM94 105V106H93ZM98 105V106H97ZM103 105H105V106H103ZM114 105H116V106H114ZM202 105L204 106V107H206V105H207V108H202ZM246 105H247V108H246ZM252 107H251V106ZM257 105V106H256ZM80 106H81V108L82 109H84V110H82L81 108H80ZM83 106V107H82ZM84 106H87V107H85L84 108ZM89 106H92L91 108L89 107ZM101 106V107H100ZM125 106V107H124ZM209 106V107H208ZM227 106H230V107H227ZM237 106H238V108H237ZM244 106V107H243ZM261 106V107H260ZM104 107H106V108H108L109 107V109H107L108 111H106V108H104ZM222 107H224V108H226L227 107V109H219V108H222ZM240 107H242V108H240ZM248 107H250V108H248ZM70 108H68V109H70ZM89 108V109H88ZM105 109V111L104 112H102V110L103 109ZM116 108V109H115ZM210 108H211V110H210ZM239 109V110H237V109ZM244 108H246L247 110H245ZM62 109H64V108H62ZM61 108H60V117H63L64 115L63 114H65L64 113V111L62 110ZM66 109V108H65ZM67 109V110H68ZM87 109V110H86ZM113 109V110H112ZM233 109H235V110H233ZM241 109V110H240ZM244 109V110H243ZM32 110V109H31ZM30 110V111H31ZM36 110V109H35ZM35 110L33 111H31V112H35ZM70 110H72V109H70ZM69 110V111H70ZM70 111V113H72V112H76V111ZM110 110V111H109ZM127 110V111H126ZM206 110V111H205ZM69 111H65L66 112V114L67 113H69ZM89 111V112H90ZM99 111V112H98ZM199 111L201 112V113H199ZM209 111V112H208ZM233 112V111H235V114H236V117L238 116V118L240 119V120H238V118L236 119V121L238 122V123H240V121L242 122V121H244L245 120V124H241V126H240V128H238V130H242V131H246V130H248L249 132H248V134L247 135H242V138H241V136H240V139H239V137H236V138H238L237 139V141H236V138H229V139H225L224 137H223V135L225 134V135H227L231 130H233L232 129V127L233 128H235L236 129V127H234V125H235V123H237V122H234V125H233V123L232 122H229L228 124H226L225 126V128L223 129H221V130H219V131H215V133L214 132H211L212 134H213V136H212V134H210V133H207L208 134V136H207V134H204V135H201V137H199L200 136V132L202 131V129H204L205 127L206 128H208V127H210L212 124H213V122H211L212 120L214 121L216 118H219L220 116H222V114L224 113V112ZM240 111V112H239ZM248 111V112H247ZM41 111H39V113H40ZM100 113V114H98V113ZM102 112V113H101ZM211 112H213V113H211ZM221 112V113H220ZM194 113V114H193ZM195 113H196V115H195ZM253 113V114H252ZM257 113V114H256ZM258 113H260V114H258ZM108 114V115H107ZM193 114V115H192ZM238 114V115H237ZM263 114V115H262ZM63 115V116H62ZM124 115V116H123ZM253 115V116H252ZM113 116V117H112ZM117 116V117H116ZM125 116H126V118H125ZM186 116H188V117H186ZM244 116H245V119H244ZM248 116V117H247ZM257 116V117H256ZM116 117V118H115ZM204 117V118H203ZM209 117V118H208ZM242 117V118H241ZM250 117V118H249ZM251 117H253L254 119H256V120H254L253 118H251ZM263 117V118H262ZM209 120H207V119ZM248 118V119H247ZM263 120H262V119ZM125 119V120H124ZM126 119H127V121H126ZM200 119V120H199ZM205 119H206V121L207 122H210L211 124H208L207 122H205ZM211 119V120H210ZM251 119H253L254 121H256V123H254V121L252 120L251 122H250V120ZM261 119V120H260ZM100 120H101V122H100ZM167 120V119H166ZM166 120L165 119H161L160 121H159V119L157 120L158 122H157V124H162L164 121L166 122ZM196 121V123L197 124H195V121ZM198 120V121H197ZM202 120V121H201ZM259 120V121H258ZM88 121H90V122H88ZM201 121V122H200ZM204 121V122H203ZM248 121V123H246ZM258 121V122H257ZM44 122V123H43ZM46 121H42V122H39V124L41 125V126H35L34 128H32V129H28L27 130V134H28V138H32V139H35V137H34V135L36 136V139H37V137L39 138L40 136L42 137V136H44L43 135V133L44 134H46L48 131H47V128H50V126L52 125V126H54V124H59V123H57V122H55L54 124H51V122L49 123V121H47L46 123H45ZM120 122V123H119ZM164 122V123H165ZM187 122V123H186ZM199 122V123H198ZM92 123V124H91ZM205 123V124H204ZM230 123L232 124V125H230ZM237 123V124H238ZM244 123V122H243ZM252 125V123H254L252 126H250V124ZM44 124V125H43ZM48 124L50 125V126H48ZM68 124V125H67ZM98 124V125H97ZM204 124V125H203ZM248 125V126H244V125ZM17 125V126H16ZM19 125H20V128L22 129V130H25L24 129V127L22 126V123L20 122V121H17V122H15L12 126H10L9 128H11V129H15V128H17V127H19ZM121 125V126H122ZM206 125V126H205ZM229 127H228V126ZM243 125V126H242ZM260 125V126H259ZM42 126H44L43 128H42ZM78 126V127H77ZM89 126V127H88ZM91 126V127H90ZM239 126V125H238ZM257 126V127H256ZM12 127H14V128H12ZM40 127V128H39ZM47 127V128H46ZM197 129H196V128ZM255 127V128H254ZM42 128V129H41ZM81 128V129H80ZM248 128V129H247ZM251 128V129H250ZM11 129H7V130H3V131H0V132H3V133H5V132H9ZM34 129H38L37 131L35 130L34 132H35V134H34V132H33V130ZM44 129H46V130H44ZM83 129V130H82ZM86 129V130H85ZM29 130H32V131H30L31 133H29ZM226 131V133L224 132V131ZM255 130V131H254ZM258 130V131H257ZM262 130V131H261ZM42 132V134H41V132ZM44 131V132H43ZM228 131V132H227ZM251 131V132H250ZM26 132V131H25ZM24 132V133H25ZM78 132V133H79ZM199 134H197V133ZM2 133V134H3ZM10 133V132H9ZM39 135H37V134ZM50 133V132H49ZM188 133V134H187ZM250 133V134H249ZM31 134V135H30ZM34 134V135H33ZM263 134V135H262ZM46 135H48V134H46ZM192 135H195V144H193V143H191L190 144V141L188 140V139H190V138H188V137H192ZM209 135H211V136H209ZM217 135H219V136H222V137H218ZM252 135H255V136H252ZM257 135H258V137H257ZM3 136V137H2ZM205 136V137H204ZM217 136V137H216ZM251 136V137H250ZM34 137V138H33ZM200 138V140H199V138ZM203 137V138H202ZM212 137H214V138H212ZM247 137V138H246ZM253 137V138H252ZM255 137V138H254ZM3 138V139H2ZM6 138V139H5ZM188 138V139H187ZM209 138H211V139H209ZM217 138H218V140H217ZM14 139V140H13ZM221 139H223L222 141H221ZM7 140V141H6ZM208 140V141H207ZM232 140H234V141H232ZM242 142H241V141ZM253 140V141H252ZM2 141V142H1ZM18 141V140H17ZM189 141V142H188ZM204 141V142H203ZM214 141H216V142H214ZM218 141V142H217ZM221 141V142H220ZM247 141H249V142H247ZM250 141H251V143H250ZM5 142V143H4ZM19 142V141H18ZM146 142H147V140H146ZM199 142V143H198ZM210 142V143H209ZM244 142V143H243ZM245 142H247V144L245 143ZM24 143H26V142H24ZM187 143H189V145L187 144ZM197 143V144H196ZM215 143V144H214ZM248 143H250L249 145H248ZM2 144V145H1ZM19 144H21V147H20V145ZM28 144V142L26 143V145ZM179 144H181V145H179ZM184 144V145H183ZM212 144V145H211ZM5 147H4V146ZM19 145V146H18ZM25 145V146H26ZM29 145V144H28ZM215 145V146H214ZM25 146H23L22 147V151L24 152V150H25ZM140 146H142V145H140ZM196 146V147H195ZM198 146V147H197ZM206 148H204V147ZM207 146V147H206ZM211 146V148H209ZM213 146V147H212ZM7 147H8V151H6L7 150ZM138 147H139V145H138ZM201 148V149H197V148ZM202 148L204 149V150H202ZM6 149V150H5ZM131 149H133V148H131ZM131 149H127V150H123V151H120V152H122V153H120V152H117V153H115L114 152V154L115 155H113V153H111V154H109V155H107V156H110V157H108L107 159L106 158H103V156H102V159H104V161L101 159V157H96L95 158V156L94 155H91V156H88V158H84V161L82 162V160H80L79 162H81V163H79V162H77V164H76V162L73 164L72 162L71 163H69V164H72L71 166L69 165V164H66L68 167H66V165H64V167L63 166H60V169L59 170H64V172L65 171H67V170H75V171H77L76 169H74L75 167L77 168V169H80V167H85V166H88V165H103V164H106L107 162H109V161H111V160H115V159H117V158H119V156L120 155H125V154H128L129 152H133L135 149H133L132 151H131ZM208 149V150H207ZM10 150V151H9ZM18 150L20 151L19 153H18ZM190 150V149H189ZM194 150V149H193ZM198 150H200V151H198ZM6 151V152H5ZM87 151H88V149H87ZM87 151L86 152H83V154L85 153H87ZM127 151V152H126ZM202 151V152H201ZM7 152H8V154H7ZM9 152H11V153H13V155L11 154V153H9ZM14 152H15V154L16 153H18V155L16 154H14ZM90 152H92V151H88V153H90ZM125 152V153H124ZM200 152V153H199ZM11 154V155H10ZM80 154H82V153H80ZM82 154V155H83ZM211 154V155H210ZM7 155V156H6ZM15 155V156H14ZM81 155V156H82ZM112 155V156H111ZM122 155V156H123ZM187 155V154H186ZM190 155L192 156V157H190ZM196 155V156H195ZM6 156V157H5ZM12 156H14V157H12ZM63 156V155H62ZM61 156V157H62ZM12 157V158H11ZM15 157H16V159H15ZM60 157V159H62ZM92 157H94V158H92ZM121 157V156H120ZM187 157V156H186ZM203 157H205V158H203ZM208 157V158H207ZM11 158V159H10ZM15 160H14V159ZM92 158V159H91ZM198 158H200L201 160H199ZM4 159V160H3ZM9 161H7V160ZM87 159V160H86ZM95 159H96V161L97 162H99V163H97L96 161H95ZM191 159V160H190ZM203 159V160H202ZM205 159V160H204ZM207 159V160H206ZM157 160V162H159L158 160L159 159H153V161L152 160H150V161H148V163H157V162H155V161ZM200 162H199V161ZM102 161V162H101ZM169 161H172V160H169ZM182 161V162H181ZM187 161H189V162H187ZM194 161H196V162H199V163H196V162H194ZM4 162H5V164H4ZM104 162V163H103ZM175 162V163H174ZM15 163V162H14ZM14 163L11 165V166H13L14 165ZM102 163V164H101ZM192 163H194V164H192ZM9 164V165H8ZM81 164V165H80ZM187 164V165H186ZM190 164H192L191 165V167H190ZM201 164H202V166H201ZM75 165V166H74ZM189 165V166H188ZM200 167H199V166ZM197 166V167H196ZM7 167V168H6ZM71 167H73V168H71ZM79 167V168H78ZM160 169H159V168ZM162 167V168H161ZM186 167L187 168H191L190 170L189 169H187L186 171H184L183 169H186ZM199 167V168H198ZM204 167V168H203ZM6 168V169H5ZM62 168V169H61ZM65 168V169H64ZM199 169V170H198ZM58 170V172L57 173H61V174H63L64 172H63V170L62 171H59ZM180 170H181V172H180ZM191 170H193L192 171V173H191ZM220 170H221V172H220ZM153 171V172H152ZM177 171V172H176ZM152 172V173H151ZM185 172H187V174L185 173ZM205 174H207V175H205ZM4 174V175H2V174ZM177 173H179V174H177ZM203 173V174H202ZM61 174H60V176H61ZM100 174V175H99ZM121 174V175H120ZM171 174V175H170ZM177 174V175H176ZM181 174V175H180ZM202 174V175H201ZM148 175V176H147ZM151 175L153 176V177H151ZM179 175V176H178ZM216 176V177H214V176ZM218 175V176H217ZM12 176V177H11ZM102 176V177H101ZM168 176V177H167ZM173 176V177H172ZM202 176V177H201ZM7 177V178H6ZM9 177V178H8ZM146 177V178H145ZM157 177V178H156ZM164 177V178H163ZM167 177V178H166ZM16 179V181H13V179ZM17 178L19 179V181L17 180ZM60 178V180H62V177H59ZM144 178V179H143ZM152 178V179H151ZM2 179V180H1ZM8 180V182H9V180H10V183H8V182H6L7 180ZM25 180H26V178H24ZM134 179V180H133ZM142 179V180H141ZM147 179V180H146ZM149 179V180H148ZM12 180V181H11ZM130 181V182H129ZM139 181V182H138ZM16 182V183H15ZM20 182H22V183H20ZM24 182V183H23ZM28 182V183H27ZM92 182V183H91ZM177 182V183H176ZM8 183V184H7ZM156 183V184H155ZM6 184V185H5ZM15 184H16V186H15ZM18 184V185H17ZM130 184V185H129ZM146 184V185H145ZM160 184L162 185V186H160ZM5 185V186H4ZM159 185V186H158ZM13 186V187H12ZM23 186H25V188L23 187ZM92 188H91V187ZM170 186V187H169ZM23 187V188H22ZM30 187V188H29ZM77 187V188H76ZM89 187V188H88ZM127 187H130L129 189L131 190H129L130 191V193L128 192V188ZM136 187V188H135ZM158 187H159V189H158ZM164 187V188H163ZM172 187V188H171ZM126 188V189H125ZM168 189V194H167V192L165 191V189ZM192 188H193V190H192ZM20 189V190H19ZM22 189H25V190H22ZM27 189V190H26ZM166 189V190H167ZM195 189V190H194ZM68 190V191H67ZM159 190V191H158ZM170 190V191H169ZM17 193H15V192ZM19 191H20V193H19ZM27 191V192H26ZM120 193H119V192ZM125 191H126V193H127V195H126V193H125ZM26 192V193H25ZM89 192V193H88ZM172 192V193H171ZM30 193H35V194H30ZM37 193V194H36ZM112 193V194H111ZM131 193H133V194H131ZM165 193H166V195H165ZM9 194V195H8ZM12 194H14V195H12ZM80 194V195H79ZM88 194H90V195H88ZM93 196H92V195ZM107 194H108V196H107ZM115 194V195H114ZM170 194H171V196H170ZM173 194V195H172ZM106 195V196H105ZM112 195H114V196H116V195H118L117 197V199L119 200H114V199H116V197H114L113 196V198H112ZM194 195H195V197H194ZM201 196V197H203V199L201 198V197H197V196ZM12 196H13V198H12ZM14 196H15V198H14ZM17 196V197H16ZM36 196V197H35ZM67 196V197H66ZM95 196H97L96 198H95ZM103 196V197H102ZM121 196H123V197H121ZM129 196V197H130ZM176 197V199H174L173 197ZM180 196H182V197H180ZM192 196V197H191ZM70 197V198H69ZM125 197V198H126ZM170 197V198H169ZM179 197V198H178ZM218 197V198H217ZM17 198V199H16ZM67 198V199H66ZM88 198V199H87ZM94 198V199H93ZM99 198V199H98ZM102 198H103V200H102ZM105 198V199H104ZM106 198H107V200H106ZM111 198V199H110ZM121 198H123V199H121ZM173 198V199H172ZM178 198V199H177ZM189 198V199H188ZM196 198H199L198 200L196 199ZM207 198H208V200H207ZM222 198V199H221ZM82 199V200H81ZM84 199V200H83ZM87 199V200H86ZM111 201H110V200ZM121 199V200H120ZM155 199V198H154ZM194 199V200H193ZM211 199V200H210ZM214 201H213V200ZM218 199H220V200H218ZM229 199V200H228ZM241 199V200H240ZM246 199H247V201H246ZM41 200V201H40ZM94 200V201H93ZM106 200V201H105ZM198 202H197V201ZM205 200V201H204ZM207 200V201H206ZM243 200V201H242ZM260 200V201H259ZM153 201V202H154ZM160 201V202H159ZM172 202L171 204L169 203V202ZM202 201V202H201ZM253 201H255V202H253ZM81 202H83V203H81ZM106 202H110V204H108V203H106ZM115 202V203H114ZM152 202V203H153ZM155 202L152 204L151 203V205H156L155 204ZM165 202V203H164ZM220 202V203H219ZM246 202V203H245ZM249 204H248V203ZM259 204H258V203ZM97 203V204H96ZM179 203V204H180ZM189 203V204H188ZM192 205H191V204ZM204 203H206V204H204ZM215 203V204H214ZM219 205V206H217V204ZM243 203V204H242ZM253 203V204H252ZM257 203V204H256ZM39 204V205H38ZM77 204V205H76ZM94 204V205H93ZM108 204V205H107ZM166 205V208H165V205ZM198 204V205H197ZM200 204H202V205H200ZM243 206H242V205ZM246 204V205H245ZM251 204V205H250ZM90 205V206H91ZM112 204H111V206H113ZM196 205V206H195ZM248 205V206H247ZM253 205L255 206V207H253ZM260 205V206H259ZM99 207V208H102V207ZM192 206H193V208H192ZM204 206V207H203ZM246 206H247V208H249V209H247L246 208ZM37 207V208H36ZM76 207V208H75ZM200 207V208H199ZM251 207V208H250ZM253 207V208H252ZM257 207V208H256ZM36 208V209H35ZM167 208L169 209V210H167ZM186 208V209H185ZM203 208V209H202ZM206 208V209H205ZM214 208V209H213ZM216 208V209H215ZM246 208V209H245ZM35 209V210H34ZM187 209L189 210V209H191L190 211H192V212H190V211H187ZM195 209H197V210H195ZM202 211H201V210ZM251 209V210H250ZM254 209V210H253ZM257 209V210H256ZM36 210H38V211H36ZM200 210V211H199ZM250 210V211H249ZM256 210V211H255ZM74 211V212H73ZM203 211H204V213H203ZM36 212V213H35ZM38 212V213H37ZM189 212H190V214H189ZM194 212V214H192ZM195 212H196V214H195ZM202 214H201V213ZM209 212V213H208ZM206 213H208L207 215H206ZM215 213V214H214ZM220 213V214H219ZM227 215H225V214ZM204 214V215H203ZM210 214V215H209ZM216 214H218V215H216ZM236 214V215H235ZM36 215V216H35ZM209 215V216H208ZM41 216V217H40ZM202 216V217H201ZM205 216H206V218H205ZM234 216V217H233ZM236 216V217H235ZM39 218V219H37V218ZM193 217H195V218H193ZM209 217V218H208ZM75 219V222L73 221L74 219ZM179 218V219H178ZM229 218V219H228ZM46 219L49 221V224H47L48 222H46ZM222 219V220H221ZM228 219V220H227ZM39 220V221H38ZM42 220V221H41ZM53 220V221H52ZM78 222H77V221ZM164 220V219H163ZM203 220V221H202ZM241 220H243V221H241ZM43 221H45V222H43ZM73 221V222H72ZM201 221H202V223H201ZM238 221V222H237ZM244 221H245V223H244ZM256 221V222H255ZM166 222V220H164V223ZM188 222V223H187ZM203 222H205V223H203ZM236 222V223H235ZM254 222V223H253ZM78 223V224H77ZM54 224H55V226H54ZM182 224V223H181ZM183 224H182V226H183ZM246 224H247V226H246ZM253 224V225H252ZM264 224V221H263V223H262V225ZM73 225V226H72ZM220 227H219V226ZM222 225H225V226H227V227H223ZM45 228H44V227ZM51 226H53V227H51ZM198 226V227H197ZM218 226V227H217ZM236 228H235V227ZM240 226V227H239ZM264 226V225H263ZM60 227V228H59ZM202 227H204V230H202L201 228ZM228 227L230 228V227H232L231 229H228ZM237 227H239L240 229H241V227H242V229L240 230L239 228H237ZM247 227V228H248ZM54 228V229H53ZM63 228H64V231H63ZM65 228H66V231H65ZM72 228V229H71ZM209 228H210V230H209ZM219 228V229H218ZM225 228V229H224ZM227 228V229H226ZM49 229L51 230V231H49ZM239 229V230H238ZM47 230H48V232H47ZM57 230H58V232H57ZM61 230V231H60ZM205 230H207V231H205ZM214 230V231H213ZM234 230H236V231H234ZM75 231V232H74ZM211 231V232H210ZM213 231V232H212ZM221 231V232H220ZM230 231V232H229ZM63 232H65L64 234H63ZM71 233V234H69V236H68V234L67 233ZM179 232H181V231H179ZM185 232H187V233H185ZM191 232H192V235H190L191 234ZM203 232V233H202ZM227 232V233H226ZM54 233V234H53ZM157 233H158V235H160V236H158V235H156V238L157 237H160L159 239H157V241L159 240L160 241V239H161V231H160V233H159V231H157ZM209 233H211V234H209ZM222 233H224V234H222ZM12 234V235H11ZM58 234V235H57ZM59 234H60V236L63 238V240H62V238L59 236ZM66 234V235H65ZM53 235V236H52ZM56 235V236H55ZM91 235V233H89L88 235H87V238L89 237ZM209 235V236H208ZM216 235H219V236H216ZM227 235V236H226ZM27 236V237H26ZM57 236H58V238H57ZM66 236H67V238H66ZM187 236V237H186ZM188 236H189V238L190 239H188ZM202 236H204V237H202ZM216 236V237H215ZM220 236H222V237H220ZM261 236V237H260ZM53 237H54V241H53V243L51 244L50 242H48V246H47V244H46V248L44 247V246H41V243H40V241L42 242V241H44L43 239H45V240H47V238H48V240L50 239L51 241H52V239H53ZM60 237V238H59ZM180 237V238H179ZM218 237L220 238V239H218ZM52 238V239H51ZM70 240H69V239ZM83 238H85V237H83ZM186 238V239H185ZM193 238H195L194 240H193ZM199 238H200V240H199ZM221 238H222V240H221ZM261 238V239H260ZM66 241H65V240ZM78 239V238H77ZM77 239H74L75 241H76V243H74V240H73V245H75V244H78L79 242H81V239H78L79 241H77ZM188 239V240H187ZM196 239L199 241V243L201 244H199L198 243V241H196ZM217 239H218V241H217ZM223 239L224 240H227V242L226 243H224V244H222V246H221V241H223ZM263 239V240H262ZM59 241V242H57V241ZM67 240L69 241V242H67ZM184 240V241H183ZM191 240V241H190ZM221 240V241H220ZM228 240H229V242H228ZM260 240H261V242H260ZM62 242V244H63V241H64V243L67 245H64L65 246V248H64V246L63 245H61V246H59L60 244L59 243H61ZM194 241L195 242H197V243H195V245L194 246H192L193 245V243H194ZM255 241V242H254ZM259 241V242H258ZM192 242V243H191ZM204 242V243H203ZM251 242H253V243H251ZM50 243V244H49ZM70 243V244H69ZM170 243V244H169ZM208 243V244H207ZM238 243V244H237ZM261 243V244H260ZM59 244V245H58ZM178 244V245H177ZM205 244H207V245H205ZM211 244V243H210ZM235 244H237V245H239L238 247L235 245ZM258 244H259V246H258ZM23 245H24V247H23ZM68 245H69V247H68ZM72 245V246H73ZM134 244H132V246H133ZM183 245V246H182ZM198 245H200V246H198ZM243 246V248H242V246ZM19 246L21 247V248H19ZM39 246V247H38ZM56 246V247H55ZM57 246H59V247H57ZM166 244L165 245H163L162 244V246L161 247H158L159 249H157V250H155V252L154 251H152L151 253H153V254H155V255H152L153 257H151L152 259H153V262H150V261H152V259L147 255L146 257H149V259L148 258H146L145 259V256H143V257H137L136 259H138V260H133L131 263L129 262L128 264H142V263H144L146 260V262H149V263H146L145 262V264H153L159 257H160V253L162 252V254L161 255H163V252L165 253L166 251H165V249H166V247H168ZM173 246V245H172ZM172 246H171V248H172ZM180 246V247H179ZM241 246V247H240ZM16 247V248H15ZM36 249H35V248ZM38 247V248H37ZM42 247V249H41V251L44 253V255L43 254H41L40 252H39V258L37 257L38 255H36V257H35V254H37L38 253V249H39V251H40V248ZM49 247L51 248L52 247V250L51 249H49ZM67 247V248H66ZM163 247H165V248H163ZM235 247V248H234ZM236 247H237V249H236ZM33 248V249H32ZM44 248V249H43ZM63 248V249H62ZM136 248H139V247H134L133 249H129V251L128 250H126V252L124 251V253H122V255H119V256H124L125 254H129L130 253V251L131 252H134V250H136ZM201 248H200V250H201ZM14 249H15V251H14ZM18 251H17V250ZM19 249H21V250H19ZM34 249H35V251H34ZM54 249V250H53ZM61 249V250H60ZM146 249H148V248H146ZM163 249V250H162ZM177 249H179V250H177ZM197 249H199V248H197ZM228 248L226 247V250H227ZM234 249H236V251H234ZM259 251H258V250ZM32 250V251H31ZM50 250V251H49ZM96 250V251H95ZM95 250H93L94 251V253H93V251H91V254H90V252H89V256H92V255H94L96 252H97V249H95ZM133 250V251H132ZM172 250H173V252H172ZM35 252V254H33L32 252ZM45 251H46V253H45ZM53 251V252H52ZM158 251V252H157ZM160 251V252H159ZM248 251V250H247ZM15 252V253H14ZM26 253V256H25V254L24 253ZM37 252V253H36ZM49 252V253H48ZM65 252V251H64ZM196 252L197 251H192V252H190L189 254H185L186 256H179V258H177L176 257V259L174 260V262H173V264H189L188 262H191V260L192 259H194L195 258V256H193V255H191V253H195L196 254ZM29 253V254H28ZM150 253V254H151ZM28 254V255H27ZM31 254L33 255V257L34 258H32V257H30L31 256ZM47 254V255H46ZM194 254V255H195ZM261 254L259 253V254H257V256H256V254H254V255H252V257L250 258L251 259V261L249 262V257H248V262L246 261V263L247 264H251V263H253L254 264V262H256V260H255V258L257 259L259 256H261ZM159 255V256H158ZM189 255V256H188ZM7 256V255H6ZM25 256V257H24ZM64 255H62V257L61 258H64L63 257ZM151 256V255H150ZM156 256V257H155ZM158 256V257H157ZM256 256V257H255ZM32 258V259H30V258ZM48 257V256H47ZM185 257V258H184ZM253 257H254V260H253ZM1 258V257H0ZM157 258V259H156ZM68 259V260H67ZM67 259H65L64 258V260H63V263L62 264H65V263H71V264H73L72 263V260H71V258L70 257H68ZM114 259H117V258H114ZM143 259H145V260H143ZM217 259H215L214 260V262L213 263H211V264H217V262H216V260ZM247 259V258H246ZM245 259V260H246ZM259 259H261L259 262L257 261V263L258 264H264V261H263V263H262V257L260 258L259 257ZM259 259H257V260H259ZM32 260V261H31ZM65 260H67V261H65ZM183 260V261H182ZM187 260V261H186ZM254 262H253V261ZM263 260H264V258H263ZM22 261H21V263H22ZM36 261V262H35ZM40 261L42 262V263H40ZM68 261H71V262H68ZM23 262V263H24ZM38 262V263H37ZM133 262H135V263H133ZM177 262V263H176ZM261 262V263H260ZM256 263V264H257ZM10 264V263H9ZM25 264V263H24ZM45 264V263H44Z\"/></svg>","mask_w":264,"mask_h":264}]
</instances>
